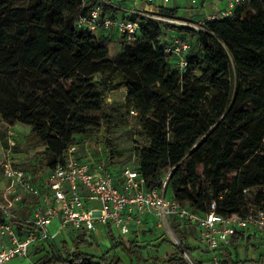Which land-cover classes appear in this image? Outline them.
Segmentation results:
<instances>
[{
    "label": "trees",
    "instance_id": "16d2710c",
    "mask_svg": "<svg viewBox=\"0 0 264 264\" xmlns=\"http://www.w3.org/2000/svg\"><path fill=\"white\" fill-rule=\"evenodd\" d=\"M97 6L101 16L118 20L117 10L100 0H0V124L29 126L28 146L44 149L36 154L38 165L27 170L36 174L53 167L69 147H80L79 136L101 131L112 167V134L126 126L118 112L123 110L135 113L140 129L133 167L146 187L161 188L168 177L166 197L199 214L208 213L212 203L224 217L264 209V0H248L234 18L199 29L165 27L189 45L183 77L164 52V27L150 16H124L138 21L128 42L136 47L111 63L107 45L76 26ZM157 11L167 18L177 15V8L160 5ZM97 75L107 79L96 82ZM120 88L126 90L124 101L106 104L105 95ZM248 191H254L250 202ZM106 234L129 260L140 251L136 240L127 248L115 243L110 228ZM70 237L72 248L63 239L59 254L47 253L54 243L44 241L33 244L28 255L37 257L35 264H124L118 255L97 258L84 251L94 245L92 234ZM243 237L237 233L218 249L221 264L246 262L236 251ZM173 248L166 264H187L184 252L195 251L183 243Z\"/></svg>",
    "mask_w": 264,
    "mask_h": 264
},
{
    "label": "built area",
    "instance_id": "2783aa9c",
    "mask_svg": "<svg viewBox=\"0 0 264 264\" xmlns=\"http://www.w3.org/2000/svg\"><path fill=\"white\" fill-rule=\"evenodd\" d=\"M144 1L153 6L170 2ZM247 1L230 0L225 8L188 26L199 29L205 22L234 18L235 9ZM190 3L194 5L196 0ZM131 15L153 18L137 7L127 12L128 17ZM76 26L95 34L115 29L126 42H131L138 21L101 16V6H97L88 17L79 18ZM188 51V43L179 35L168 38L164 52L180 77L187 71ZM9 142L0 157V264L28 258L29 248L35 243L54 241L59 235L70 236L75 232L91 234L99 225L115 228L121 237L129 236L130 242L144 228L150 230L152 226L166 230L172 222L195 226L201 251L209 257L210 264H221L218 249L229 245L237 233L264 240V209L251 210L243 218L224 217L215 212L212 203L208 213H196L166 197L168 177L161 188L146 187L147 180L133 166L112 175L102 166L81 160L76 146L67 149L64 160L34 174L14 162L10 153L14 143ZM240 245L236 251L241 259Z\"/></svg>",
    "mask_w": 264,
    "mask_h": 264
},
{
    "label": "rangeland",
    "instance_id": "374dc122",
    "mask_svg": "<svg viewBox=\"0 0 264 264\" xmlns=\"http://www.w3.org/2000/svg\"><path fill=\"white\" fill-rule=\"evenodd\" d=\"M174 2L175 0H170V2L164 4V7L171 8L173 7ZM189 2L190 0H187V3H184L188 5ZM201 4L202 0H196V4L190 5L194 10L200 13L202 11ZM158 18L154 17V19L161 22L162 27H164V29L165 27L168 28V26H173L176 28L190 27L188 26V24L180 23V21L178 22L179 19L167 18L164 16ZM105 35L108 36L104 37ZM96 36L98 37L100 42L107 45L109 52L108 59L111 63L120 60L123 52L127 48L136 47L135 44H128V42H122L120 39H118L117 35H114L113 33L106 34L103 32H99L96 34ZM191 45L192 46L190 56H193L196 54V47L192 44V41ZM106 79L107 76L105 75H97L95 77L96 82H98L99 80ZM125 95L126 90L124 88L108 92L105 95V103L110 105L114 103L123 102ZM118 112L122 113V115L124 116V119L126 120V126L124 128H119L113 131L112 143L116 146V154L115 163L112 167H109L110 160L108 158L107 150L104 144L105 135L102 131L100 132V134L93 137L79 136L78 140H82V144L79 145L80 147L77 146L78 154L81 160L95 166H102L104 170L114 173V170H117V172H119L122 171V169L126 166L131 168L132 166H134L133 148L135 146V141H142V138L139 136L140 129L137 126V121L134 118V115L131 114V112L129 114H126L123 110H119ZM30 131L31 129L29 126L20 123H15L12 126L0 124V157L2 156L3 149H5L3 142H5L8 147L10 143L9 141H11L14 143L10 151L14 162L16 164H19L20 167L26 170L29 169V167H36L38 165V161L36 160V154L38 151H42L44 149L40 148L39 150H35L31 149L28 146L27 138L30 135ZM15 147L18 148L19 152L14 153ZM48 160L49 158H46L44 162H48ZM253 197L254 191H248L246 193L247 202H250ZM175 225L180 231L183 230L181 235H179L174 229ZM52 229L54 228H51V230ZM111 231L116 244H122L127 248L131 246L132 243L127 240L129 239V236H126L125 238L121 237V235L115 228H111ZM63 239L69 245V247L72 248L71 237L69 235H59L53 241L54 244H52L49 249L46 250L48 251L47 253L59 254V252H61V245ZM93 239L94 245L92 246V248L84 247L82 248L84 251L95 255L97 258L101 256H105L106 258H108L111 255H118V257L121 258L124 264H166V257L174 252L173 245H181L182 243L184 244V246L195 249V251L192 253L188 251L184 252L183 258L187 262V264H208L203 261V259H207V256L204 255L201 251L198 229L195 226H190L187 224L178 226V223L172 222L170 224V229L166 230L163 228L154 230L152 234H148L147 236L143 237V240H138L137 245L139 246L140 251H138L135 257L131 260L128 259L127 253L123 252L120 247L113 248L114 244L111 243L109 237L106 234V230H103V228L99 227L97 231L93 233ZM260 243L261 247H264V240H261ZM254 247L255 246L249 245V248L253 251L251 252V254H253L254 251H257V249H255ZM263 252L264 248L262 254H264ZM246 254V246H243L242 248L240 246L241 258L246 259ZM256 255V260L261 258V253H256ZM36 259L37 257L30 252L28 258L14 259L8 264H35ZM261 260L264 262V256L263 258H261Z\"/></svg>",
    "mask_w": 264,
    "mask_h": 264
},
{
    "label": "crops",
    "instance_id": "0c3cea01",
    "mask_svg": "<svg viewBox=\"0 0 264 264\" xmlns=\"http://www.w3.org/2000/svg\"><path fill=\"white\" fill-rule=\"evenodd\" d=\"M102 1L106 2L107 4H109L110 6H112L113 8H115L117 10L118 13L116 16L120 20L123 19L124 16L127 15V12L130 9H132L133 7H137L141 11L149 13L150 15L153 16V18L154 17H156V18L162 17L161 15L158 14V11H157V7L159 5H155V6L150 5L149 6V4H147L144 0H136V1L135 0H102ZM229 1L230 0H202V4H201L202 11L200 13H198L196 10H194L192 8V6L190 5L191 4L190 2L188 5L186 4L187 0H175L174 5L171 8H177V15H176V17H168V18L179 19L178 22L180 21V23L195 25V24L203 21L208 15L213 14V13L217 12L218 10L225 8L227 3H229ZM184 2H186V3H184ZM185 5H187V6H185ZM205 9H206V11H205ZM179 14H181V15H179ZM164 30H165V32L162 36L163 41H167L170 36L180 34L176 31H172L169 29H164ZM103 33H105V32H103ZM109 33H111L110 30L108 32H106V34H109ZM107 36L108 35H105V37H107ZM55 225H56V223L54 222L50 228H54ZM99 227L103 228V230H107L109 228L107 226L99 225V226H97L95 231H97V229ZM149 231L150 230L148 228H144L142 231H140L137 234L135 240L136 241L141 240L143 237L147 236L148 234H151ZM93 233H91V234L93 235ZM249 237L250 236H244L243 239L239 243V244H241L240 246H243L244 244L245 245L248 244V245H246V253L247 254L245 255L247 258H246V262L243 264H264V262L261 260V258H263V256H264V254H262L264 247H261V243L259 240L254 239L253 237H250V238ZM245 238H246V240H245ZM249 245L255 246L254 248L257 249V251H254V253L251 254V252H253V251H252V249L249 248ZM256 253H258V254L261 253L260 259L256 260V256H257ZM231 257L233 258L235 256L232 255ZM238 257H239V255H238ZM243 257H244V255H243Z\"/></svg>",
    "mask_w": 264,
    "mask_h": 264
}]
</instances>
